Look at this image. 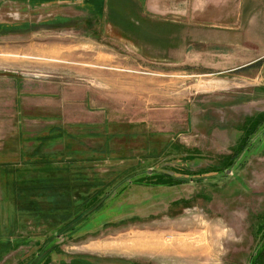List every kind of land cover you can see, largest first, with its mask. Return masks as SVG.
Listing matches in <instances>:
<instances>
[{"label":"rangeland","instance_id":"rangeland-1","mask_svg":"<svg viewBox=\"0 0 264 264\" xmlns=\"http://www.w3.org/2000/svg\"><path fill=\"white\" fill-rule=\"evenodd\" d=\"M197 6L0 0V167L21 168V148L41 137L42 153L60 152L89 188L78 201L43 196L52 217L40 215L24 182L0 170V264L37 255L36 264H252L264 255V58L226 74L182 67V22L191 14L186 27L198 28ZM132 231L171 245L117 249ZM203 232L211 245L172 247Z\"/></svg>","mask_w":264,"mask_h":264},{"label":"crops","instance_id":"crops-1","mask_svg":"<svg viewBox=\"0 0 264 264\" xmlns=\"http://www.w3.org/2000/svg\"><path fill=\"white\" fill-rule=\"evenodd\" d=\"M190 2L198 3L197 10L192 8L198 28L186 27L193 19L191 14L187 23L182 22V67L202 68L203 75L226 74L249 70L264 58V1L246 0L240 5L238 0ZM173 49L169 46L167 52ZM254 51L259 55L255 57ZM241 77L254 80L250 75Z\"/></svg>","mask_w":264,"mask_h":264},{"label":"trees","instance_id":"trees-1","mask_svg":"<svg viewBox=\"0 0 264 264\" xmlns=\"http://www.w3.org/2000/svg\"><path fill=\"white\" fill-rule=\"evenodd\" d=\"M58 136L61 137V135ZM35 140L39 141V144H37L36 147L31 150V152H26L23 150V148H21L19 159L22 160V164H17L21 166V168L13 169L11 167L12 164L6 162V164H2L0 170L5 172L6 176L13 174V177L11 178L14 180V182H24L23 187H26V189L29 190L28 204L30 205L31 209L35 210V212H37L39 209V212L41 213L40 215L44 213L46 216H51L52 214L45 212V208L47 207L44 208L40 206V202H42L43 205L46 203L41 199L43 196L52 199L54 195L57 198L60 197L63 199L66 195H76L77 197L74 199L78 201L83 200L84 190L89 188L84 183L86 181L81 177H77L79 176L77 175V172H73L70 164L68 165L67 163H63V155H61L60 152L49 154L42 153L41 150L44 144V142H42L43 138L36 137ZM161 174L167 176L166 173ZM132 177H134V175L123 179L121 182L116 184V187L123 184ZM96 185H98V183H96ZM73 190H75V192H73ZM57 192L59 195H56ZM110 194L111 193L109 192L103 195L101 199L91 207L90 211L81 216L80 221L86 218L91 212L99 209L103 202L110 196ZM67 200L70 201L71 199L66 198V201ZM51 211L53 214L60 215L58 211L62 212V208H53ZM39 257V255L34 256V258L28 264H36V261H38ZM252 262V264H263L264 255L260 252L257 253L256 256H254Z\"/></svg>","mask_w":264,"mask_h":264},{"label":"bare ground","instance_id":"bare-ground-1","mask_svg":"<svg viewBox=\"0 0 264 264\" xmlns=\"http://www.w3.org/2000/svg\"><path fill=\"white\" fill-rule=\"evenodd\" d=\"M187 227H188V225H187ZM148 238L149 237L147 236V233L145 231H139V232H133L132 231L131 233L129 232L127 235L120 237V239L117 240L118 244H115V245H116L117 249H119L120 251H125L127 253H131V252H138L139 253V252L144 251L145 248H148V247H152L153 250L164 249L165 244H167L169 246L171 245V243L169 241L166 243V240L151 241ZM196 239L191 240V238L187 237V235H185L184 237L182 235L179 237V239H173V242H176V244L177 243L178 244L176 246L172 245V247L176 248L180 244L185 245L187 241H188L187 245L190 246L192 249H195V250H196V248H201L202 245H204L205 243H207V246L211 245V240H208L206 232H203V234L201 236H199V239L198 238H196Z\"/></svg>","mask_w":264,"mask_h":264},{"label":"water","instance_id":"water-1","mask_svg":"<svg viewBox=\"0 0 264 264\" xmlns=\"http://www.w3.org/2000/svg\"><path fill=\"white\" fill-rule=\"evenodd\" d=\"M148 173L150 172V170L147 171Z\"/></svg>","mask_w":264,"mask_h":264}]
</instances>
